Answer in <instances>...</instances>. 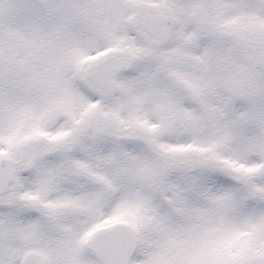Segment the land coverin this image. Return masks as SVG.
<instances>
[{
	"label": "snow or ice",
	"instance_id": "snow-or-ice-1",
	"mask_svg": "<svg viewBox=\"0 0 264 264\" xmlns=\"http://www.w3.org/2000/svg\"><path fill=\"white\" fill-rule=\"evenodd\" d=\"M0 264H264V0H0Z\"/></svg>",
	"mask_w": 264,
	"mask_h": 264
}]
</instances>
